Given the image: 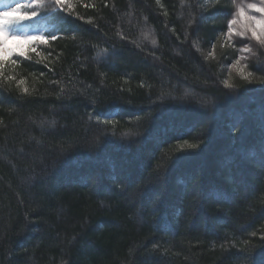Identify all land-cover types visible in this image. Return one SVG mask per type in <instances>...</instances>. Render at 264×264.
I'll list each match as a JSON object with an SVG mask.
<instances>
[{"label":"trees","instance_id":"1","mask_svg":"<svg viewBox=\"0 0 264 264\" xmlns=\"http://www.w3.org/2000/svg\"><path fill=\"white\" fill-rule=\"evenodd\" d=\"M17 4L47 42L0 69V264H264V83L224 85L230 0Z\"/></svg>","mask_w":264,"mask_h":264},{"label":"snow or ice","instance_id":"2","mask_svg":"<svg viewBox=\"0 0 264 264\" xmlns=\"http://www.w3.org/2000/svg\"><path fill=\"white\" fill-rule=\"evenodd\" d=\"M52 2L57 6L61 7L66 0H52ZM233 4L236 6V15L227 21V35L229 38L234 36H239L241 38L246 37L250 33V38L257 41L261 46H264V0H260L259 5L257 3H248L246 8L249 12L260 13L262 18H258L255 15H250L245 10L243 3L236 4V0H232ZM39 6V5H37ZM23 5L17 4L5 11H0V69H3L5 63L9 60L14 64L15 60L12 59L13 56H25L27 51L37 52L35 45L37 43L43 44L47 42V39L40 35H17L13 30L12 26L18 24L21 21L31 19L37 16V11L33 10L31 12L22 11ZM239 24V30L234 29V25ZM50 39H57L56 36H51ZM16 41L21 42L27 47H21L17 45L16 47H10L9 42ZM155 43V41H153ZM245 51H250L245 45L242 49ZM39 55V53H37ZM239 63V61H237ZM241 77L245 80H249L253 74L252 72H247L245 74L244 68L241 67L240 73ZM250 82V80H249ZM225 87H232L227 80L224 81ZM110 122V121H107ZM189 148H196L197 145L190 144Z\"/></svg>","mask_w":264,"mask_h":264},{"label":"rangeland","instance_id":"3","mask_svg":"<svg viewBox=\"0 0 264 264\" xmlns=\"http://www.w3.org/2000/svg\"><path fill=\"white\" fill-rule=\"evenodd\" d=\"M71 0H66V2L64 4H69ZM243 3V5L245 6V10L246 12H248V14L250 15H255L258 18H262L260 13H254V12H249L246 8V5L248 3H257L259 5L260 0H236V4H241ZM230 11L227 15L226 18V25L224 28V31L222 33V35L219 37L221 38V44L220 47L225 48L227 50V58L225 59L226 61H223V63H221V68L222 70L225 72L224 74V81L227 80L228 82L230 80H233L234 78H236L237 76L240 77L243 80L240 73L241 67L244 68V72L245 74L247 72H252V76L249 77L250 82H254V80L256 78H261V76L263 78L258 79L260 81H262L261 83H264V58H262L264 56V46H261L257 41L252 40L250 38V33L246 35V37L241 38L239 36H234L232 38H229L227 35V21L229 19H232L235 15H236V6L235 4H233L232 0H230ZM23 11V10H22ZM235 30H239L240 25H234L233 26ZM29 36V35H28ZM17 45L21 46V47H27L26 45H23L21 42H16V41H10L9 42V46L10 47H16ZM245 45H247V48L250 49V51H245L242 50L245 48ZM211 53H209V57L214 58L215 57V50L210 49ZM257 61L259 68L260 69H252L251 65L253 61ZM237 61H239V63H237ZM263 79V80H262ZM248 81V80H245ZM230 83V82H229ZM191 115V119L189 121L186 122L190 123L192 122L193 125H196L198 122H200L201 118L200 116L195 115L194 113H190ZM229 116L231 118V120L234 121V118L236 116V112H231L229 113ZM184 121H182L181 123H177V128L180 127H184ZM216 127V125L214 126V128ZM263 147L261 149H259V151H261V153L263 152V156L261 158V161L258 157H256V160L258 161V163L260 162H264V142H263ZM252 147H251V151H252ZM250 151V149H249ZM253 152V151H252ZM251 153V152H250ZM257 152L255 151V153H252V155L257 156ZM238 156H240V154H238ZM251 156V155H250ZM234 159V158H233ZM232 159V161H233ZM229 163V162H227ZM232 165H236V170H235V177H238V183L242 184L243 183V174L241 173V167L239 168V166H241L240 163H234L231 162ZM230 164V163H229ZM239 168V169H237Z\"/></svg>","mask_w":264,"mask_h":264}]
</instances>
